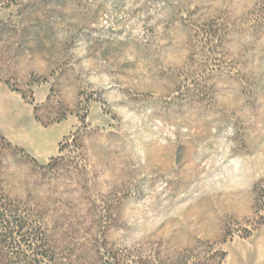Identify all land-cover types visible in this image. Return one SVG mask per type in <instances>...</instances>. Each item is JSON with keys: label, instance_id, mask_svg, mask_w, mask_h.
I'll return each instance as SVG.
<instances>
[{"label": "rangeland", "instance_id": "rangeland-1", "mask_svg": "<svg viewBox=\"0 0 264 264\" xmlns=\"http://www.w3.org/2000/svg\"><path fill=\"white\" fill-rule=\"evenodd\" d=\"M228 252L264 264V0H0V264Z\"/></svg>", "mask_w": 264, "mask_h": 264}, {"label": "trees", "instance_id": "trees-1", "mask_svg": "<svg viewBox=\"0 0 264 264\" xmlns=\"http://www.w3.org/2000/svg\"><path fill=\"white\" fill-rule=\"evenodd\" d=\"M10 225V222H8V226ZM16 226V225H15ZM20 226V227H19ZM23 226L22 225H17L16 226V228H19V229H21ZM225 256H226V253H219L218 255H217V257H218V261L216 262V264H221L222 263V261L225 259ZM215 264V263H214Z\"/></svg>", "mask_w": 264, "mask_h": 264}, {"label": "crops", "instance_id": "crops-1", "mask_svg": "<svg viewBox=\"0 0 264 264\" xmlns=\"http://www.w3.org/2000/svg\"><path fill=\"white\" fill-rule=\"evenodd\" d=\"M230 256H229V252L226 253L225 259H227V261L229 260Z\"/></svg>", "mask_w": 264, "mask_h": 264}]
</instances>
